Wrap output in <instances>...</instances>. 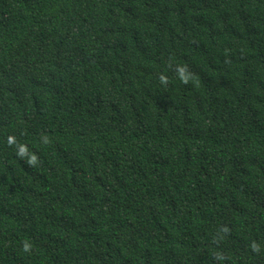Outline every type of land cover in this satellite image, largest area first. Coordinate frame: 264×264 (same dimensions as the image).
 Here are the masks:
<instances>
[{"label": "trees", "instance_id": "1", "mask_svg": "<svg viewBox=\"0 0 264 264\" xmlns=\"http://www.w3.org/2000/svg\"><path fill=\"white\" fill-rule=\"evenodd\" d=\"M0 264H264V0H0Z\"/></svg>", "mask_w": 264, "mask_h": 264}]
</instances>
